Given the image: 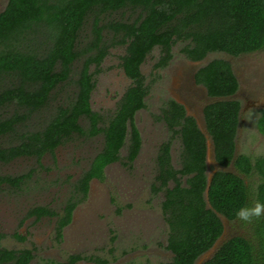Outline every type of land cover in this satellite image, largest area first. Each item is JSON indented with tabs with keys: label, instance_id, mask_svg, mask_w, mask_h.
I'll return each instance as SVG.
<instances>
[{
	"label": "trees",
	"instance_id": "obj_1",
	"mask_svg": "<svg viewBox=\"0 0 264 264\" xmlns=\"http://www.w3.org/2000/svg\"><path fill=\"white\" fill-rule=\"evenodd\" d=\"M86 25L89 31L82 34ZM180 42L181 53L192 61L212 52L238 56L264 50V0H7L0 11V162L32 157L39 163L76 135L103 138L100 150L73 183L61 213L47 206L29 211L37 218L54 216L59 238L76 205L88 195L90 182L103 180L105 167L122 158L126 141L125 163L130 165L138 155L141 135L134 118L146 107L149 92L141 66L158 49L153 68H165ZM118 46L124 47L120 66L130 84L105 118L92 109L91 96L103 60ZM194 80L217 99L206 104L202 114L220 168L208 183L205 134L184 105L169 98L160 115L169 136L159 145L152 184L153 192L165 194L166 248L173 256L163 264H194L221 236L222 217L251 234L227 239L202 264H264V217L245 223L235 215L243 206L264 203V151L236 154L240 103L233 95L238 80L224 58L199 67ZM68 85L72 95L51 106ZM257 127L264 133V109ZM6 135L14 137L7 145L2 139ZM177 137L181 150L175 167L171 144ZM229 166L235 172L225 169ZM252 175L257 176L253 188L248 181ZM29 176L0 175V184L19 187ZM4 236L0 232V264H29L32 250L3 247ZM81 259L70 254L64 261L44 259L39 264H81Z\"/></svg>",
	"mask_w": 264,
	"mask_h": 264
},
{
	"label": "rangeland",
	"instance_id": "obj_2",
	"mask_svg": "<svg viewBox=\"0 0 264 264\" xmlns=\"http://www.w3.org/2000/svg\"><path fill=\"white\" fill-rule=\"evenodd\" d=\"M7 0H0V11ZM86 25L82 34L88 33ZM182 43L173 46L169 64L155 71L154 62L158 49H154L141 66L149 92L146 107L135 114V123L141 135L138 155L130 165L125 163L126 145L121 149L122 158L106 167L103 180L90 182L88 195L76 205L71 222L56 234V218L30 215L31 208L47 206L59 213L72 192V185L85 170L102 146V135L74 136L58 146L51 154H45L38 163L32 157H20L9 163L0 162V175L16 176L30 172V176L16 187L0 184V232L5 236L1 245L9 249L28 248L34 253L30 264L44 259L64 261L72 253L82 256L81 264H163L171 260L166 248L169 233L168 222L162 209L164 191L153 192L156 175V155L161 142L169 131L161 120V109L169 98L183 104L206 137V174L209 177L220 167L213 156L212 142L207 134L203 106L211 102L205 88L194 80L195 71L214 58L228 60L238 80L234 98L241 104L240 124L236 138V154L256 156L264 151V133L257 127V119L264 107V50L232 56L224 52H212L200 61H192L180 51ZM124 47H112L96 76V86L91 96V107L105 118L110 116L130 80L120 66ZM80 61L75 62V69ZM72 86H64L54 106L72 95ZM49 105V106H50ZM11 110L7 109V113ZM43 117L46 113L42 112ZM34 121V122H33ZM34 127L35 121L33 120ZM84 123V122H83ZM14 137L4 136L3 142H13ZM181 141L172 140V163L179 165ZM234 171L232 166L225 168ZM184 179V178H183ZM251 188L257 185V176L248 179ZM173 182L169 181V186ZM224 234L208 252L202 254L196 264L208 259L230 236L251 234L238 224L222 217ZM15 233L23 239L15 237ZM99 260H106L105 263Z\"/></svg>",
	"mask_w": 264,
	"mask_h": 264
},
{
	"label": "clouds",
	"instance_id": "obj_3",
	"mask_svg": "<svg viewBox=\"0 0 264 264\" xmlns=\"http://www.w3.org/2000/svg\"><path fill=\"white\" fill-rule=\"evenodd\" d=\"M235 215L240 221L252 223L254 219L264 217V203L257 201L250 207L243 206L236 211Z\"/></svg>",
	"mask_w": 264,
	"mask_h": 264
},
{
	"label": "flooded vegetation",
	"instance_id": "obj_4",
	"mask_svg": "<svg viewBox=\"0 0 264 264\" xmlns=\"http://www.w3.org/2000/svg\"><path fill=\"white\" fill-rule=\"evenodd\" d=\"M231 68H232V65H231ZM232 70H233V69H232ZM233 72H234V71H233ZM238 87H239V86H238ZM237 90H238V89H237ZM236 92H237V91H236ZM236 92H235V94H236ZM206 94H207V93H206ZM235 94H234V95H235ZM234 95H233V98H234ZM236 95H237V94H236ZM207 96H208V95H207ZM208 97H209V96H208ZM209 98H210V97H209ZM234 99L237 100V98H234ZM208 103H209V102H206V103L204 104V106H205L206 104H208ZM239 103H240V102H239ZM204 106H203V107H204ZM263 109H264V107H263L260 111H262ZM186 113H187V112H186ZM239 115H240V116H239V124H240V117H241V104H240ZM239 124H238V126H237V131H238V128H239ZM114 163H115V162H114ZM112 164H113V163H112ZM109 165H110V164H109ZM109 165H107V166H109ZM107 166H106V167H107ZM106 167H105V169H106ZM93 180H94V179H93ZM154 182H155V181H154ZM62 208H63V207H62ZM61 210H62V209H61ZM42 217H44V216H42ZM50 217H54V216H50ZM224 232H225V231H224V227H223V231H222V233H221V236L216 240V242L213 244V246H216L217 242H219V240H220L221 237L223 236ZM243 234H244V233H243ZM62 235H63V233H62ZM237 235H242V233L240 232L239 234L232 235V236H230L229 238H231V237H233V236H237ZM229 238H228V239H229ZM213 246H212L211 248H213ZM220 246H221V245H220ZM220 246L216 247L215 251L211 254V256H210L208 259H210V258L214 255V253L219 249ZM211 248H209V249H208L207 251H205V252H208ZM168 250H169V249H168ZM205 252H204V253H205ZM32 253H33V251H32ZM171 253H172V252H171ZM204 253H202V254H204ZM33 254H34V253H33ZM72 254H77V253H72ZM202 254H201V255H202ZM201 255H200V256H201ZM172 256H173V253H172ZM200 256L197 257V259L195 260L194 264H196V261L199 259ZM208 259H206V260H208ZM206 260H205V261H206ZM31 261H32V260H31ZM31 261H30V262H31ZM203 262H204V261H203ZM203 262H201L200 264H202ZM29 264H30V263H29Z\"/></svg>",
	"mask_w": 264,
	"mask_h": 264
},
{
	"label": "water",
	"instance_id": "obj_5",
	"mask_svg": "<svg viewBox=\"0 0 264 264\" xmlns=\"http://www.w3.org/2000/svg\"><path fill=\"white\" fill-rule=\"evenodd\" d=\"M214 100H217V99H214V98L211 99V101H214ZM211 176H212V175H210V176L208 177V183L210 182Z\"/></svg>",
	"mask_w": 264,
	"mask_h": 264
}]
</instances>
